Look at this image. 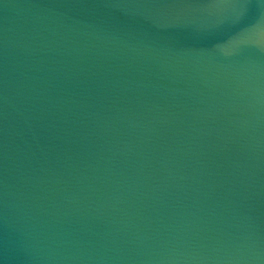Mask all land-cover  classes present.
<instances>
[{
	"label": "water",
	"instance_id": "1",
	"mask_svg": "<svg viewBox=\"0 0 264 264\" xmlns=\"http://www.w3.org/2000/svg\"><path fill=\"white\" fill-rule=\"evenodd\" d=\"M0 264H264V0H0Z\"/></svg>",
	"mask_w": 264,
	"mask_h": 264
}]
</instances>
